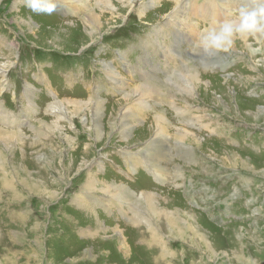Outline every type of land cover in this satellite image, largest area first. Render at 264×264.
Instances as JSON below:
<instances>
[{
    "label": "rangeland",
    "instance_id": "obj_1",
    "mask_svg": "<svg viewBox=\"0 0 264 264\" xmlns=\"http://www.w3.org/2000/svg\"><path fill=\"white\" fill-rule=\"evenodd\" d=\"M63 1L46 14L0 0V128L16 133L0 142V264H264V51L253 57L238 40L208 57L194 46L200 27L225 18L234 0H134L130 10L123 0H88L83 19L74 2L71 14L58 13ZM90 11L105 19L94 43ZM189 65L207 84L171 98ZM155 83L162 96L149 100ZM68 100L104 106L100 140L95 109L58 111ZM131 106L139 120L126 141L110 121ZM160 110L169 123L159 145L168 150L148 145ZM50 123L56 135L40 127ZM179 130L201 145L189 153ZM232 152L247 165L232 166ZM59 162L72 169L60 176ZM27 167L46 184L10 178ZM92 175L139 199L90 187Z\"/></svg>",
    "mask_w": 264,
    "mask_h": 264
},
{
    "label": "bare ground",
    "instance_id": "obj_2",
    "mask_svg": "<svg viewBox=\"0 0 264 264\" xmlns=\"http://www.w3.org/2000/svg\"><path fill=\"white\" fill-rule=\"evenodd\" d=\"M67 2H74V5H75V9L76 10H79L78 9V6H79V8H80V11L82 12V13H84V12H86V11H88V0H66ZM81 1H83L84 2V4H82L81 3ZM14 2H15V0H14ZM123 2H124V5H123V8H126V9H128V10H130V9H132L133 8V6H134V0H123ZM167 2V1H166ZM181 2V1H180ZM194 2V1H193ZM229 2V1H228ZM79 3H81V4H79ZM139 3V2H138ZM198 4V3H197ZM226 4V3H225ZM207 5V4H206ZM209 5V4H208ZM15 6H16V3H15ZM193 6V5H192ZM14 7V6H13ZM90 7H91V0H90ZM15 8V7H14ZM178 9H181V8H178ZM183 9V8H182ZM142 10V9H141ZM194 11L195 13L197 12V7H196V5L195 6H193L192 8H190V11ZM208 10V9H207ZM228 10V9H227ZM181 11V10H180ZM183 12V11H182ZM186 12V11H185ZM189 12V11H188ZM207 13V12H206ZM90 22H89V20H88V15H86L85 16V18H84V22H87L88 23V25L89 26H91V28H92V31H91V43H94L95 41H93V40H95V39H99V37H101L102 36V34H103V31L101 30L102 29V27L104 26V24H105V19H103V17L101 16V15H99V14H97V13H91V11H90ZM201 14H203V13H201ZM174 15V14H173ZM220 15V14H219ZM165 16V15H164ZM169 16H170V14H169ZM176 16V15H175ZM140 17V16H139ZM154 17V16H153ZM179 17V16H178ZM189 17V16H188ZM203 17V16H202ZM207 17V16H206ZM213 17H214V15H213ZM219 17V16H218ZM190 18V17H189ZM188 18V19H189ZM199 18V17H198ZM205 18V17H204ZM223 18V17H222ZM145 19V18H144ZM169 19V18H168ZM172 19V18H171ZM170 19V20H171ZM206 19V18H205ZM153 20V19H152ZM104 23H103V22ZM106 21H108L107 22V25H109V24H111V22L112 23H114L111 19H106ZM111 21V22H110ZM168 21V20H167ZM155 22V21H154ZM198 22V21H197ZM200 22V21H199ZM171 23H173V22H171ZM176 23V22H175ZM201 23V22H200ZM157 25V24H156ZM108 27V26H107ZM162 27V26H161ZM163 28V27H162ZM109 29V28H108ZM150 29V28H149ZM170 29V28H169ZM163 31H164V29H163ZM173 31V30H172ZM154 32V31H153ZM190 34V33H189ZM158 36V35H157ZM161 36V35H160ZM179 36V35H178ZM179 38V37H178ZM146 40V39H145ZM148 40V39H147ZM147 40H146V42H147ZM175 40V39H174ZM182 40V39H181ZM260 40H261V44H263L262 46H264V35H262L261 37H260ZM93 41V42H92ZM97 41V40H96ZM160 41V40H159ZM89 42V43H90ZM154 42H155V40H154ZM90 43V44H91ZM157 43V42H156ZM161 43V42H160ZM159 44V43H158ZM242 44V43H241ZM255 45V44H254ZM245 48V47H244ZM162 49V48H161ZM183 49V48H182ZM83 50H85V48H83L81 51H80V53L83 51ZM178 50V49H177ZM233 51H235V50H233ZM146 52V51H145ZM162 53V52H161ZM243 53V52H242ZM199 54V53H198ZM229 54V53H228ZM170 55H171V53H170ZM176 55V54H175ZM185 55V54H184ZM219 55V54H218ZM217 55V56H218ZM259 55V54H258ZM167 56H168V54H167ZM122 57V56H121ZM192 58V57H191ZM199 58V57H198ZM223 58V57H222ZM180 59H181V57H180ZM261 59V58H260ZM203 60H205V59H203ZM141 61V60H140ZM171 61V60H170ZM181 61V60H180ZM202 61V60H201ZM235 61V60H234ZM4 62V66H6V64H7V62H9V58H7V59H5V61H3ZM184 62V61H183ZM183 62H181V63H183ZM263 62V61H262ZM173 63V62H172ZM180 63V62H179ZM196 63H198V62H196ZM224 63V62H223ZM11 64V63H10ZM176 64V63H175ZM174 64V65H175ZM14 65V64H13ZM104 65V64H103ZM110 65V64H109ZM135 65V64H134ZM200 65H201V62H200ZM202 66V65H201ZM259 66V65H258ZM152 67V66H151ZM156 67V66H155ZM197 67V66H196ZM196 67H194V66H187V67H184L182 70H181V78L180 79H178L177 81H174L175 83H174V88H175V93H170V95H171V98H177L178 97V95H184V93H187V94H193V93H196L199 89H200V85L201 84H207V83H205V82H207V81H205L204 79H203V77H202V74L201 73H199L198 72V70L196 69ZM263 67H264V65H263ZM113 68V67H112ZM111 68V69H112ZM3 69V68H2ZM140 69V68H139ZM166 69V68H165ZM203 69V68H202ZM211 69V68H210ZM105 70V69H104ZM106 70H107V67H106ZM110 70V69H109ZM109 70H107L108 72H110ZM136 70H138V69H136ZM166 71V70H165ZM168 71V70H167ZM203 71V70H202ZM116 72V71H115ZM114 74H116V73H114ZM178 74H179V72H178ZM229 74V73H228ZM177 75V74H176ZM180 75V74H179ZM176 78H177V76H176ZM173 79V78H172ZM209 81H211V82H213V80H209ZM120 82H121V79H120ZM159 82H161V81H159ZM210 83V82H209ZM115 84V83H114ZM167 85V84H166ZM153 86H155V90L156 91H158V92H156V93H154L153 94V96L151 95V97H149L148 99L150 100V99H152L153 98V100H157L158 99V96L159 95H161L162 96V94H161V92L160 91H162V88H160L159 86H158V84H153ZM163 86V85H162ZM165 86V85H164ZM202 87H203V85H202ZM207 87V86H206ZM169 88V87H168ZM160 90V91H159ZM171 90V89H170ZM203 90V89H202ZM206 90V89H205ZM208 90V89H207ZM215 91H216V89H215ZM29 93V92H28ZM215 93V92H214ZM208 94V93H207ZM29 96V95H28ZM128 96H129V92L127 91V93H126V95H125V100H127L128 99ZM216 96V95H215ZM222 96V95H221ZM227 96V95H226ZM26 98V97H25ZM138 98H140V101H143V100H145V96L144 95H139L138 96ZM160 98V97H159ZM208 98V97H207ZM220 98V97H219ZM229 97H227V99H228ZM230 99V98H229ZM207 100V99H206ZM231 100V99H230ZM28 101V100H27ZM213 101V100H212ZM156 102H158V101H156ZM217 102V101H216ZM71 104H73L75 107H76V111L77 112H79V111H82L83 109H84V106L86 105V106H88V107H90L89 106V102H85V103H80V102H72V101H69L68 100V102H65L64 104H62V105H60V106H57L58 107V111H61V112H65V113H67V112H69V105H71ZM258 105V104H257ZM57 107H55V109H57ZM104 107V106H103ZM103 107H102V105L101 104H91V110H92V108H93V111H94V109H95V126H93L92 127V131L93 132H97V135H98V138L96 137V138H94V141H98V140H100L101 138H102V136H101V133H102V128H103V126L101 125V123H100V121H99V119L102 117V114H103ZM262 108H264V107H262ZM262 110V109H261ZM134 111V107L133 106H131V107H125V109L123 110V112H122V114L119 116H117V117H114L111 121H110V125H111V128L113 127V128H115L116 127V125L118 124L117 122H119V124H122L121 126H122V128H121V126H120V128H121V134L124 136V138H125V140L127 141V140H129L130 138H131V136H132V134H133V132L134 131H132L133 130V127H134V125L132 124V123H135V121H138L139 119L138 118H136V116H134V113L135 112H133ZM264 111V110H263ZM156 112V111H155ZM75 115L77 116V113H75ZM158 115H159V127H158V131H157V134L154 136V137H152V139L150 138L149 139V142L150 143H148V145H151V146H154V145H157L158 147L160 146L159 144L161 143V137H163L164 136V131L165 130H163L164 128H165V125L166 124H168L169 122H168V120H167V117H166V115H165V112L163 111V110H160L159 112H158ZM258 115V114H257ZM17 118H19L18 116H17ZM116 123V124H115ZM60 125V124H59ZM117 126H119V125H117ZM40 127H46L51 133H53L54 135H56L57 134V132L60 130V127L58 126V124H54V123H50V124H43V125H41ZM163 130V131H162ZM10 130H8V131H6L5 129H1L0 128V138H2L1 140H0V142L3 144V145H9V144H11V143H13V140H12V138L14 137V135L16 134V133H11V132H9ZM63 131V130H62ZM180 132H179V137H178V140H179V142H183V143H186L185 142V140L186 141H190L192 144H188V143H186L187 144V146H188V152L189 153H191L192 152V146H193V144L195 143V144H197L198 143V145H201V142L199 141L200 139H199V137L197 136V134H195V133H190V132H182V130H179ZM20 133V132H19ZM20 136H21V134H20ZM214 137V136H213ZM104 139V138H103ZM42 140V139H41ZM148 140V139H147ZM38 141V140H37ZM232 141V140H231ZM205 142H207L206 141V139H205ZM178 144V143H177ZM183 145V144H182ZM205 145H206V143H205ZM216 145H217V143H216ZM220 144H218L217 146H219ZM231 145V144H230ZM87 146V145H86ZM217 146H216V148H217ZM146 147H147V145H146ZM161 147V146H160ZM182 147H184V146H182ZM225 147V146H224ZM179 148H180V146H179ZM186 148V147H185ZM230 148V147H229ZM176 149V148H175ZM222 149H224L226 152H228L229 153V150L228 149H225V148H222ZM161 150H168L167 148H162L161 147ZM223 150V151H224ZM181 151V150H180ZM231 152V151H230ZM1 153H2V149H0V168H2V170L4 171L5 170V165H4V163H3V156L1 155ZM224 153V152H223ZM227 153V154H228ZM213 155V154H212ZM231 158H232V166H235V165H239V164H241V165H247L246 163H247V161H245L244 159H243V157H241L240 155L238 156V155H236V153H234V152H232L231 153ZM45 162L47 163V164H50V166H51V163H50V161H49V159H48V157H46L45 156ZM149 160H151V159H149ZM248 160V159H247ZM250 160V159H249ZM61 161V160H60ZM221 161H225V159H224V157H221ZM252 161V160H251ZM230 162V161H229ZM61 163H62V161H61ZM60 162H59V164H60V170H58L59 171V173H60V176H61V174H62V167L64 168V169H67V171L68 170H70V169H72L71 168V164H70V162H69V164L67 165H62ZM150 163V162H149ZM251 163V162H250ZM259 164H261V163H259ZM80 165V164H79ZM13 168V167H12ZM19 168H21V167H19ZM250 168V167H249ZM252 168V170L254 171V169H255V167L253 168V167H251ZM30 169V167H27V169H24V171L26 172H24L22 175H21V173H19L18 172V174H13L12 172V174H13V176H11L10 178H12V179H16L15 180V183L17 182V183H20V184H23V185H25V184H29L30 186H36V185H42L43 183H45L46 181H45V179L42 177V176H40V175H38V174H35V177L31 174V171L29 170ZM251 170V171H252ZM17 171V170H16ZM15 171V172H16ZM14 172V173H15ZM11 174V175H12ZM89 174H90V172H89ZM8 175L9 174H5L4 175V178H3V180H4V182H8L9 180V177H8ZM36 176H40V177H36ZM67 176V175H66ZM98 177V176H97ZM92 178L93 179H91V186L90 187H92V186H95V187H97V186H101V188H103V189H106V190H109V189H112V190H117V188H119V189H122V191H120V192H118L119 194H116L118 197H119V195H120V197H126V196H129L130 198H134L136 201L139 199L138 197H137V195L136 194H134V193H131V191H129L126 187H124V186H122L121 185V187L120 186H116V184L113 182H109L108 180H102V179H97V178H95V176L94 175H92ZM63 180V179H62ZM103 181L104 182H106V183H108V184H106V183H103ZM46 184V183H45ZM89 185H90V182L88 183ZM109 184H112V185H109ZM117 185H119V184H117ZM129 188V187H128ZM91 191H93V190H91ZM105 192V191H104ZM148 196H152L150 193H148ZM156 205L154 204V202H152L151 203V208L149 209V211H151V212H153L154 211V209L156 210ZM155 219V218H154ZM168 223H169V225H172V223H175V219H167L166 220ZM37 240V239H36ZM37 242V241H36ZM187 257V256H186ZM190 257V256H189ZM196 258V257H195ZM159 263V262H158Z\"/></svg>",
    "mask_w": 264,
    "mask_h": 264
},
{
    "label": "clouds",
    "instance_id": "obj_3",
    "mask_svg": "<svg viewBox=\"0 0 264 264\" xmlns=\"http://www.w3.org/2000/svg\"><path fill=\"white\" fill-rule=\"evenodd\" d=\"M27 6L37 13L51 14L57 0H26ZM264 35V0H234V7L223 19L204 23L194 40L195 48L204 56L227 53L239 40L249 55L255 57L262 51L260 37ZM255 42V46L253 44ZM260 63L259 60L256 61Z\"/></svg>",
    "mask_w": 264,
    "mask_h": 264
},
{
    "label": "crops",
    "instance_id": "obj_4",
    "mask_svg": "<svg viewBox=\"0 0 264 264\" xmlns=\"http://www.w3.org/2000/svg\"><path fill=\"white\" fill-rule=\"evenodd\" d=\"M60 5H61L60 9L63 10V11H58V13H61V14H71V13H68V12H67V10H68L70 7H69V4H68V2H67L66 0H64ZM73 6H74V5H73ZM68 7H69V8H68ZM88 11H89V10H88ZM84 14H85V13H83V14L80 16V18L82 17L81 19H83Z\"/></svg>",
    "mask_w": 264,
    "mask_h": 264
}]
</instances>
